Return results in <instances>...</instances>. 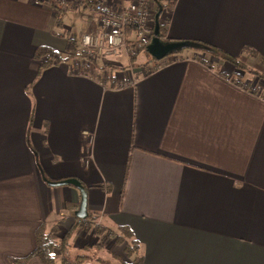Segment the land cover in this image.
<instances>
[{
    "label": "crops",
    "instance_id": "1",
    "mask_svg": "<svg viewBox=\"0 0 264 264\" xmlns=\"http://www.w3.org/2000/svg\"><path fill=\"white\" fill-rule=\"evenodd\" d=\"M160 21L163 39H200L264 63V0H174ZM97 27L88 8L0 0V264L33 250L38 225L57 236L71 226L78 189L48 183L67 178L85 186L87 215L131 231L141 264H264V85L199 54L169 57L119 87L144 61L68 57L67 35L79 42ZM41 45L65 58L38 70ZM84 232L70 245L107 239V253L127 262L121 244Z\"/></svg>",
    "mask_w": 264,
    "mask_h": 264
},
{
    "label": "trees",
    "instance_id": "2",
    "mask_svg": "<svg viewBox=\"0 0 264 264\" xmlns=\"http://www.w3.org/2000/svg\"><path fill=\"white\" fill-rule=\"evenodd\" d=\"M92 0H85L82 4L76 6H69L68 8L72 7H82L88 8V5L91 3ZM154 2L153 6V18L155 22L158 24V36L161 40L168 41V42H179L180 46L178 47L179 59H184L188 57L199 58V54L202 56L207 55L222 58L233 65L234 68L239 70L245 71L247 73H251V68L247 66L246 63L241 62L237 57L230 55L229 53L219 49L213 44L205 42L200 39L194 38H170L164 37L165 31V23L160 21V14L163 8L167 6H171L174 0H152ZM158 12L157 17L155 14ZM152 30L147 36V38L142 39L140 43L137 45L136 50H131L129 52V56L131 60H137L138 54L144 53L148 58L152 61L155 60L151 55L147 53V46L150 43V38L152 36ZM67 45L66 50L68 52V57L70 56H77L78 58H85V53L83 49L80 47L78 39L74 36L67 35ZM144 42V43H143ZM250 54L254 51H249ZM33 58L39 62L38 70H42L43 68H47L53 64H57L62 61L65 57L58 53L57 51L53 50L48 46H37L34 49ZM264 62V60H263ZM137 63V62H136ZM253 70V69H252ZM257 73V71H254ZM264 76V74L262 75ZM254 91V89H253ZM96 215H92L88 213L87 218L81 219L75 217L74 222L71 224L69 228L65 230L62 235L57 236L58 229L54 225L49 226L46 228L43 224H40L36 227L34 231L35 236V246L33 250L23 256V257H13L11 261L14 264H25L26 260L32 256L37 257L43 264H77L82 262L84 259L83 255L77 254L73 259L69 258V251H70V237L73 231L78 228L82 227L84 222H90L91 219H96ZM92 222V221H91ZM101 227L99 230L103 228L107 229L109 227L100 225ZM102 228V229H101ZM112 229L111 233H115V242L117 244L122 245V251L124 256L127 258V262L120 259L119 264H141L143 260V253L140 247V243L135 239L132 235L131 231L124 225H115ZM115 229V230H114ZM93 232H96V228L93 229ZM97 233V232H96Z\"/></svg>",
    "mask_w": 264,
    "mask_h": 264
},
{
    "label": "built area",
    "instance_id": "3",
    "mask_svg": "<svg viewBox=\"0 0 264 264\" xmlns=\"http://www.w3.org/2000/svg\"><path fill=\"white\" fill-rule=\"evenodd\" d=\"M39 1L41 0H35V2ZM50 1L54 10L60 13L66 8L65 6L80 5L85 0ZM151 5L152 0H129L119 3L117 6H111L101 0L91 1L88 10L96 18L98 27L96 31L83 32L79 36V44L86 59L95 60L101 55L129 54L131 50H136L137 44L147 38L151 32V28L148 29V15L152 13L153 17ZM130 41L131 45H129ZM155 63L154 68H158L160 65ZM136 79L137 77L132 76L130 71L116 85L119 87L133 86ZM96 224H99L97 220L87 221L83 226L86 228V225H90L94 228Z\"/></svg>",
    "mask_w": 264,
    "mask_h": 264
},
{
    "label": "rangeland",
    "instance_id": "4",
    "mask_svg": "<svg viewBox=\"0 0 264 264\" xmlns=\"http://www.w3.org/2000/svg\"><path fill=\"white\" fill-rule=\"evenodd\" d=\"M65 7L68 8L67 6H65ZM60 10H62V9H60ZM153 22L154 21H153L152 13H150L148 15V27L149 28H153ZM121 54H123V55L127 56L128 58H130V56H129L128 53H126V54L125 53H121ZM121 54H119V55H121ZM143 56H144L143 53H139L138 58H137L138 60H131V58H130V61H131L130 63H133V62H136V61H144V62H140V63H134L135 66H133V67H140V66L142 67V68H138L135 71L133 69L131 70V75L134 76V77H137L138 75L142 74V72L145 73V72H147L149 70L154 69V67L156 65L155 62H157L159 65H161V64H163V62H161V61H166L167 59H169V57H173V58L179 57V53H176L175 52V53H172V54H168V55L164 56L163 58H161L159 60H152V61H148L147 60L148 59V56L145 57V60H139ZM247 66L251 68V73H247L245 71L240 70L242 72V76H243L242 80H246V79L251 78L253 80V84L258 89L262 90L263 88H262L261 85H264V76H262L264 74V63H259V62H256L255 63V61H254L253 64L247 63ZM255 70L257 71V73L254 72ZM252 74H253V76H252ZM96 220H97V218L96 219H91V221H96ZM100 225H102V224L101 223L96 224L94 226V228H92V227L90 228V225L89 226L86 225L85 226L86 228H84V226L81 227V228H82V230H84V231L86 230L87 232H91L90 229H95L96 228V232L97 233L96 232H91V233L92 234H95L96 236H97V234L100 235V236H97V237L94 236V237L99 238V239H100L101 236H102V238L109 237V238H111V239H113L115 241V235H114L115 233H111L112 232V229H110V228H107V229L103 228L102 229L101 228L102 230H99V228L101 227ZM87 232H84L83 235H88V234H86ZM76 238H75V236H73V239L72 240H74ZM107 241L108 240L105 239V245H103V248L98 247L96 244H91L89 246L90 248H88V249L82 248L81 249V248H77L75 245L71 244L70 245V251H69V254H68L69 255V258L70 259H73L77 254H79V255L81 254V255L84 256V259L87 258V260L92 261V262H97L99 264H119L118 261H120V257H116V256L114 257V256H112V255H110V254L107 253V250H109V248H110L109 241L108 242ZM77 242L79 244H81V246H82V244H83V241L82 240L79 242V238H78ZM78 243H76V245ZM95 259H96V261H94Z\"/></svg>",
    "mask_w": 264,
    "mask_h": 264
},
{
    "label": "water",
    "instance_id": "5",
    "mask_svg": "<svg viewBox=\"0 0 264 264\" xmlns=\"http://www.w3.org/2000/svg\"><path fill=\"white\" fill-rule=\"evenodd\" d=\"M158 12L155 14L157 17ZM152 36L150 38V43L147 46V53L151 55L155 60H159L168 54H172L178 51L180 46L179 42H168L161 40L158 36V24L155 22L153 25ZM50 185H72L78 189L80 195V201L78 208L75 210L74 214L78 218L87 217L86 210V189L76 178H67L57 182H48Z\"/></svg>",
    "mask_w": 264,
    "mask_h": 264
}]
</instances>
